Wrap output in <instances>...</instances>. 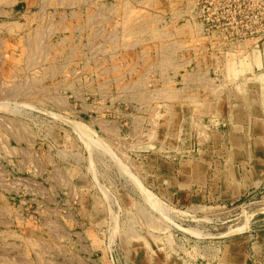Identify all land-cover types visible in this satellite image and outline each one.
Returning <instances> with one entry per match:
<instances>
[{
    "label": "rangeland",
    "instance_id": "374dc122",
    "mask_svg": "<svg viewBox=\"0 0 264 264\" xmlns=\"http://www.w3.org/2000/svg\"><path fill=\"white\" fill-rule=\"evenodd\" d=\"M36 1L44 3L0 0V134L4 128L12 131L6 130L11 133L6 138L18 155L23 149L38 151L46 172L54 167L62 177L74 168V241L84 245L89 239L92 243L90 250L77 247L76 255L109 252L120 264H153L154 259L164 264H206L215 259L214 264H221L223 245L245 236L256 242L264 231V179L236 199L222 198L219 193L212 196L208 189L205 200L175 202L174 196L164 198L157 184L147 183L145 169L135 167L136 157L123 150L124 137L101 131V121H122L120 125L126 124L120 126L123 133L135 123L122 118L121 106L131 113L126 103L134 94L140 100L148 94L143 86L121 90L116 83L125 75L129 81L134 75L142 82L149 79L133 72L132 53L139 47L158 45L151 40L163 44V34L149 24L119 22L115 7L88 17L76 16L73 32L68 26L73 20L61 19L73 10L71 0H58L59 17L54 20L31 16L38 11ZM76 1L83 4L85 0ZM166 97L159 88L156 100ZM18 123H26L28 131ZM209 132L195 137L192 154L196 157L210 144ZM157 155L159 169H152L154 176V171L158 176L169 172L165 161L172 160L173 169L179 170V163L189 157L181 150H158ZM13 162L11 166L18 167ZM19 171L17 176L30 175ZM12 235L13 243L21 238L31 240ZM62 235L61 242L66 239ZM41 250L44 264L53 254L70 255L69 249L48 242ZM247 254L254 256L250 251Z\"/></svg>",
    "mask_w": 264,
    "mask_h": 264
},
{
    "label": "crops",
    "instance_id": "0c3cea01",
    "mask_svg": "<svg viewBox=\"0 0 264 264\" xmlns=\"http://www.w3.org/2000/svg\"><path fill=\"white\" fill-rule=\"evenodd\" d=\"M43 2L46 4L36 1L38 11L33 15L30 11L24 14L48 20L58 18L55 10L58 0ZM71 3L73 10L61 19L73 20L68 23L73 32L76 16L88 17L115 7L119 22L149 24L157 34H163V44L149 42L160 46L139 47L132 53L133 72L135 69L149 79L142 82L134 75L129 81L125 75L116 83L121 90L144 87L148 94L142 100L134 94L132 101H127L131 113L121 106V112H125L122 118L135 123L123 133L120 126L126 124L120 125L122 121L118 124L101 121V131L106 136L124 137L121 146L136 157L135 167L145 169L147 183L157 184L164 198L174 196L175 202H195L200 198L205 200L208 189L212 196L219 193L222 198L236 199L263 181L264 44L259 49L251 41L240 50H228L221 42L206 38L203 25L196 18V0H85L83 4L71 0ZM9 14L13 15V11ZM128 14L132 15L131 19ZM159 88L168 96L162 101L155 98ZM24 124L18 123L28 131ZM6 130L0 134V264H44L41 249L47 242L55 248L69 249L70 255L53 254L45 264H118L109 252H89L81 257L75 253L77 247L90 250L92 243L89 239L83 241L84 245L74 241L77 227L74 168H69L70 173L62 177L54 167L44 171L39 152L23 149L18 155L6 138L12 131ZM207 130L211 142L196 157L192 154L195 137L207 134ZM158 150H181L189 157L179 163V170L173 169L172 160L165 161L169 172L158 176L154 171V176L152 169H159ZM14 159L19 165L13 168ZM19 169L22 173L29 171L30 175L17 176ZM13 233L20 238L29 236L31 240L21 238L13 243ZM60 234L66 237L63 242ZM222 247L221 264H264V231L256 242L245 236ZM249 251L254 256H249ZM214 262L215 259L206 264ZM153 264L164 263L154 259Z\"/></svg>",
    "mask_w": 264,
    "mask_h": 264
},
{
    "label": "built area",
    "instance_id": "2783aa9c",
    "mask_svg": "<svg viewBox=\"0 0 264 264\" xmlns=\"http://www.w3.org/2000/svg\"><path fill=\"white\" fill-rule=\"evenodd\" d=\"M196 7L205 37L228 50L264 44V0H196Z\"/></svg>",
    "mask_w": 264,
    "mask_h": 264
},
{
    "label": "water",
    "instance_id": "95a60500",
    "mask_svg": "<svg viewBox=\"0 0 264 264\" xmlns=\"http://www.w3.org/2000/svg\"><path fill=\"white\" fill-rule=\"evenodd\" d=\"M26 110H29V111H36L37 112V109H33V108H26ZM51 115V114H50Z\"/></svg>",
    "mask_w": 264,
    "mask_h": 264
},
{
    "label": "bare ground",
    "instance_id": "6f19581e",
    "mask_svg": "<svg viewBox=\"0 0 264 264\" xmlns=\"http://www.w3.org/2000/svg\"><path fill=\"white\" fill-rule=\"evenodd\" d=\"M139 185V184H138ZM144 193V192H143ZM154 200V199H153ZM151 204V203H150ZM163 208V207H162ZM156 209H157V207H156ZM160 209V208H159Z\"/></svg>",
    "mask_w": 264,
    "mask_h": 264
}]
</instances>
